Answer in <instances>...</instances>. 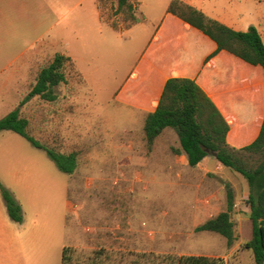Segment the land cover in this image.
Instances as JSON below:
<instances>
[{
	"label": "rangeland",
	"instance_id": "obj_1",
	"mask_svg": "<svg viewBox=\"0 0 264 264\" xmlns=\"http://www.w3.org/2000/svg\"><path fill=\"white\" fill-rule=\"evenodd\" d=\"M4 4L8 13L7 29L0 32V120L19 108L30 122V134L42 144L78 154L75 173L65 174L44 150L18 134L0 131V183L25 209L20 240L14 250L7 247L5 264H61L65 246L75 251L73 264H132L137 255L149 253L255 264L252 252L244 248L253 236L244 177L213 156L190 167L183 154L175 153L180 143L172 129L149 147L142 116L114 100L169 0L137 2L146 22L130 31L115 14L116 0ZM204 4L209 13L231 16L241 31L257 27L264 40V0ZM53 40H64L59 51L75 54L78 66L72 60L68 64L67 82L55 89V102L34 98L21 104L53 52L39 57L27 81L6 83V77ZM227 185L235 194L236 240L231 246L218 234L196 231L227 209Z\"/></svg>",
	"mask_w": 264,
	"mask_h": 264
},
{
	"label": "trees",
	"instance_id": "obj_2",
	"mask_svg": "<svg viewBox=\"0 0 264 264\" xmlns=\"http://www.w3.org/2000/svg\"><path fill=\"white\" fill-rule=\"evenodd\" d=\"M136 3V0H116L115 14L122 16L127 29L145 20ZM167 14L178 18L216 44V50L208 60L224 51L250 66L261 68L264 72V41L255 26H250L244 32L233 30L180 0L170 3ZM70 62V57L56 54L39 70L31 91L21 104L34 98L55 102L58 99L55 89L67 82L66 70ZM30 127L29 120L22 117L19 108L0 120V131L20 135L33 147L44 150L60 172L74 174L78 167L77 152L63 153L58 147L42 144L30 134ZM166 129L177 133L180 148L175 153L185 155L190 167L195 168L205 158L216 154L215 159L220 165L240 174L247 181V204L253 236L244 248L252 252L255 264H264V120L259 135L252 143L242 148H234L227 142L230 125L207 93L194 79L171 77L165 82L155 110L146 115L143 130L148 146L152 147ZM227 187V209L199 226L196 231L218 234L231 246L236 240L235 223L232 220L235 194L229 185ZM0 193L11 220L18 224L23 223L20 204L1 183ZM74 252L72 247H65L62 264H73ZM132 264L226 263L224 259L216 257L149 253L137 255Z\"/></svg>",
	"mask_w": 264,
	"mask_h": 264
},
{
	"label": "crops",
	"instance_id": "obj_3",
	"mask_svg": "<svg viewBox=\"0 0 264 264\" xmlns=\"http://www.w3.org/2000/svg\"><path fill=\"white\" fill-rule=\"evenodd\" d=\"M5 1L0 0V21L3 18V25L0 26L1 33L7 29L5 20L8 12L6 9L7 4H4ZM142 1L146 0H136V2ZM172 1L169 0L168 7ZM180 1L198 9L209 18L217 20L233 30L241 31L237 28L234 19L228 14L216 15L212 12L209 13L204 4L205 0ZM167 10L159 19V23L157 22L154 25V32L146 48L127 80L116 91L114 100L121 105L134 109L135 111L132 113L141 115L142 125H144L146 115L155 110L165 82L169 78L194 79L218 107L230 125L227 136L228 144L234 148L249 145L259 135L264 120V72L261 68L250 66L224 51L208 60V57L215 52L216 44L178 18L168 15ZM97 16L102 23L101 12L98 7ZM65 17L66 13L61 17L62 21L65 20ZM144 17V22L140 24L146 22V16ZM62 42L64 40H57L55 43L53 40L48 42L47 46H41L40 50L34 55V59L29 64L11 71L5 82H18L20 84L27 81L32 65L37 63L39 57L45 55V52L52 51L53 57L56 54L66 55L77 65L78 58L75 54L65 49L59 51ZM207 159L208 157L203 161ZM19 204L24 212V206L21 203ZM68 209L71 211L70 202H68ZM16 226H20L19 229ZM23 227L24 220L21 224L11 220L6 203L0 193V264H5L8 254L7 247L15 249L20 240Z\"/></svg>",
	"mask_w": 264,
	"mask_h": 264
},
{
	"label": "water",
	"instance_id": "obj_4",
	"mask_svg": "<svg viewBox=\"0 0 264 264\" xmlns=\"http://www.w3.org/2000/svg\"><path fill=\"white\" fill-rule=\"evenodd\" d=\"M216 156H217L216 154H213V157H215V158H216Z\"/></svg>",
	"mask_w": 264,
	"mask_h": 264
}]
</instances>
